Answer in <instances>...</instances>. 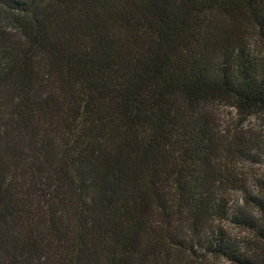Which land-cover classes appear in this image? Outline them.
I'll return each instance as SVG.
<instances>
[{
    "label": "trees",
    "instance_id": "obj_1",
    "mask_svg": "<svg viewBox=\"0 0 264 264\" xmlns=\"http://www.w3.org/2000/svg\"><path fill=\"white\" fill-rule=\"evenodd\" d=\"M253 39L264 0H0V264H264L213 111L264 110Z\"/></svg>",
    "mask_w": 264,
    "mask_h": 264
},
{
    "label": "rangeland",
    "instance_id": "obj_2",
    "mask_svg": "<svg viewBox=\"0 0 264 264\" xmlns=\"http://www.w3.org/2000/svg\"><path fill=\"white\" fill-rule=\"evenodd\" d=\"M2 25L5 24L2 23ZM251 54L256 58H262L264 45L256 39L251 40ZM213 111L221 136L231 139L241 138L249 149L220 158L221 167L232 171L231 173L239 180V183L234 184V188L230 192L231 200L228 207L232 212L237 206L245 208L248 206L245 199L246 193L240 190L242 186H245L252 195L258 196V186L260 185L261 188V185L264 184V110L243 113L223 103L214 107ZM262 188L264 191L263 186ZM252 215L260 214L253 212ZM223 227L232 239L241 244L243 248L247 243L254 242L251 230L230 222L224 223ZM201 260L200 258L199 263ZM208 264L230 263L224 259L209 258Z\"/></svg>",
    "mask_w": 264,
    "mask_h": 264
}]
</instances>
